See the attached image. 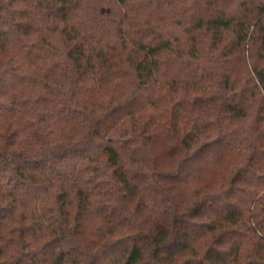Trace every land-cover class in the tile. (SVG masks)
I'll list each match as a JSON object with an SVG mask.
<instances>
[{"label": "trees", "instance_id": "obj_1", "mask_svg": "<svg viewBox=\"0 0 264 264\" xmlns=\"http://www.w3.org/2000/svg\"><path fill=\"white\" fill-rule=\"evenodd\" d=\"M0 264H264V0H0Z\"/></svg>", "mask_w": 264, "mask_h": 264}]
</instances>
